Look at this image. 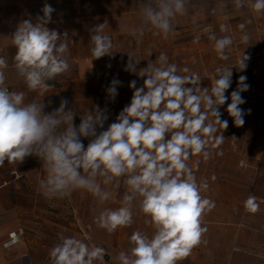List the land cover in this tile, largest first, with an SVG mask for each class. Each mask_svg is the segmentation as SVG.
<instances>
[{
    "label": "clouds",
    "instance_id": "clouds-1",
    "mask_svg": "<svg viewBox=\"0 0 264 264\" xmlns=\"http://www.w3.org/2000/svg\"><path fill=\"white\" fill-rule=\"evenodd\" d=\"M231 4L237 11L247 8L253 15H264V0H231ZM192 6L191 0H146L139 9V23L129 35L137 43L149 34L167 40ZM227 7V3H218L210 14L223 13ZM54 11L45 3L43 16L35 23L23 20L10 37L16 49L12 67L23 78L27 92L42 93L50 88L49 82L70 72L67 32L60 34L47 27ZM192 23L199 28L195 17ZM251 23L248 19L237 26L245 44L250 40L245 29ZM107 26L105 22L89 30L95 59L113 55L115 44L105 33ZM228 31L227 24H219L220 33ZM203 32L218 59L228 60L232 35L218 36L211 27ZM200 39V35L194 37L197 42ZM152 53L151 49L147 52L149 57ZM127 56L124 70L143 78V84L137 87L136 80L129 83L133 90L130 103L105 129L107 109L98 105L82 112L76 125V112L67 109V99H61L51 112H45L51 101L48 105L43 99L26 102L25 91L10 90L6 85L9 64L0 55V167L6 161L20 164L27 157H37L45 173L38 181L41 195L64 199L76 191L87 192L101 206L93 222L108 234L131 227L135 213L142 214L151 234L133 231L130 248L115 256L118 264H181L206 243L204 218L216 207V202L204 195L208 180H198L196 172L202 161H209L214 154L223 155L214 150L225 140L219 129L228 127L220 108L229 99L226 92L232 84L233 67H216L210 85L202 86L206 72L202 77L187 66L170 62L164 51L140 68L135 52ZM249 59L242 53L234 67L243 72ZM246 79L239 77L226 108L238 127L245 122L240 105L246 102L241 93L250 87ZM121 84L115 78L110 82L106 92L111 100ZM211 179L215 180V175ZM105 186L123 187L118 206L103 207L113 199ZM260 203L264 199L250 193L243 209L254 215ZM105 255L104 247L63 234L48 253L49 264H105Z\"/></svg>",
    "mask_w": 264,
    "mask_h": 264
},
{
    "label": "crops",
    "instance_id": "crops-1",
    "mask_svg": "<svg viewBox=\"0 0 264 264\" xmlns=\"http://www.w3.org/2000/svg\"><path fill=\"white\" fill-rule=\"evenodd\" d=\"M45 3L55 9L47 27L57 30L60 34H68V59L71 69L69 73L49 82L51 86L48 90L31 93L27 92L23 78L19 77L12 67L16 49L12 46L8 29H16L23 20L35 23L37 17L43 16L42 8ZM191 3L193 6L189 9V14L179 19L174 33L167 40L149 34L142 42L137 43L129 35V31L139 23V9L142 6L140 4L126 8L121 3H106L105 0H0V55L6 57L9 64L5 70L6 85L10 90L25 91L26 102L33 98L43 99L48 105L51 101L45 112L58 108L61 99H67V109L73 110L76 103L80 102L74 101L73 93L96 91L97 105L104 109L112 106L109 101L113 102L117 116L123 107L130 103L133 94V90L131 95L127 94L123 86L132 80H136L137 87L143 84V78L118 68V61L128 60L129 52H135L137 60H141L137 66L140 68L146 67L148 60H154L164 51L170 62H175L181 67L187 66L199 72L202 77L206 72L207 77L204 78L202 86L210 85V81L215 78L216 67H233L232 84L226 92L229 99L220 108L221 119L228 121V127L225 130L222 127L219 129V132H223L225 140L219 149L214 150V153L222 151L223 155L214 154L209 161H202L196 175L198 180L207 179L208 183L214 182L219 188L223 186L226 192L220 194L222 198H226V204H243L250 193L258 199H264L251 192L256 178L253 167L255 164H264V113L261 110L264 107V15H253L247 8L237 11L232 7L231 0H193ZM218 3H227L228 7L223 13L211 15V9ZM11 11H16L17 16L11 18ZM193 17L199 25L198 29L192 23ZM248 19H252V23L245 31L250 40L245 44L241 40L242 32L237 26ZM105 22L108 25L105 33L112 37L115 44L113 55L95 59L90 51L92 45L89 30ZM220 23L228 25V33L219 32ZM205 27H211L218 36L232 35L234 44L229 50L228 60L218 59L212 42L207 40L203 32ZM196 35L201 36L198 42L194 40ZM149 49L153 52L150 57L147 54ZM242 53L250 57L243 72L234 67ZM123 66H126V63ZM241 75L247 77L245 83L250 87L241 93L246 101L240 105L245 110V122L238 127L226 108L231 102V92L237 88ZM114 78L122 84L117 89L115 100H111L107 97L106 89ZM253 87L258 91L256 96L250 94ZM44 174L42 162L34 156L27 157L20 164H9L6 161L5 165L0 167V264H49V250L58 242L60 234L86 238L89 244L104 247L105 264H118L115 260L116 254L130 248L127 228L108 234L94 224L90 231L88 224L84 223L89 219V199L85 202L81 199L82 210L76 214L81 220V231H75L72 208L74 194L64 199L45 198L38 190V181ZM213 175L215 180L211 179ZM209 186L212 187L210 183ZM99 207L101 206L97 205L96 215ZM20 229L23 234L19 236V240L7 245L10 235Z\"/></svg>",
    "mask_w": 264,
    "mask_h": 264
},
{
    "label": "rangeland",
    "instance_id": "rangeland-1",
    "mask_svg": "<svg viewBox=\"0 0 264 264\" xmlns=\"http://www.w3.org/2000/svg\"><path fill=\"white\" fill-rule=\"evenodd\" d=\"M192 1L193 0H191V2ZM105 2L121 3L124 7L129 8L130 5L134 4L142 5L146 0H105ZM9 14L11 18H14L18 13L16 11H11ZM15 30V28H9V36H12ZM118 62L119 70H124L125 66H123V64L127 63V60ZM109 72L113 73L112 71ZM128 85L129 84L124 85L123 90L131 95L132 89H130ZM72 98L74 101H80L77 102L76 106L73 108L76 112L74 123L78 125L80 123L81 113H86L88 109L92 110L97 106L95 100L98 99V93L96 91L89 93L76 92L73 93ZM109 103L112 104V106L104 108L107 109V115L109 117L104 125L105 129L116 119L115 110L117 109H114L113 102L111 103L109 101ZM83 143L87 146L88 140L84 139ZM253 169L256 172V178L251 187V192L260 195L264 194V164H255ZM210 184L212 187L209 186L208 191L205 192L204 195L214 200L216 202V207L204 218V226L208 229L204 236L206 243H202L199 247L195 248L191 256L182 261L181 264H264V203H260V210L256 214H247L243 209V204L232 205L224 202L226 198H222L220 194L221 192H226L223 186L219 188V185H216L214 182ZM105 187L106 190L112 193L113 199L106 205H103V207L118 206L115 199H118L119 196L122 195L123 187ZM73 194V229L75 231L78 230V232L81 231V220L76 214L82 210L81 199H84L82 200L83 202L89 199V207L87 210L89 211V219L84 221V223H87L88 229L92 231L94 228V216L97 211V202L95 198L84 191H76ZM143 220L144 217L139 212L134 215L133 225L127 228L128 237H130L131 233L135 230H141L147 232L149 235L151 234L152 230L144 224Z\"/></svg>",
    "mask_w": 264,
    "mask_h": 264
},
{
    "label": "built area",
    "instance_id": "built-area-1",
    "mask_svg": "<svg viewBox=\"0 0 264 264\" xmlns=\"http://www.w3.org/2000/svg\"><path fill=\"white\" fill-rule=\"evenodd\" d=\"M252 96L253 95H257L258 94V91H257V89H256V87H253L252 89H251V93H250ZM261 110H262V113H264V107L263 108H261ZM23 234V230L22 229H20L17 233L16 232H14V233H12L10 236V239L6 242V244L7 245H10V244H13V243H15V242H17L18 240H19V236L20 235H22Z\"/></svg>",
    "mask_w": 264,
    "mask_h": 264
},
{
    "label": "trees",
    "instance_id": "trees-1",
    "mask_svg": "<svg viewBox=\"0 0 264 264\" xmlns=\"http://www.w3.org/2000/svg\"><path fill=\"white\" fill-rule=\"evenodd\" d=\"M9 89H10V88H9ZM209 183H211V182H209ZM258 195H259L260 197H264V194H261V195H260V194H258Z\"/></svg>",
    "mask_w": 264,
    "mask_h": 264
}]
</instances>
